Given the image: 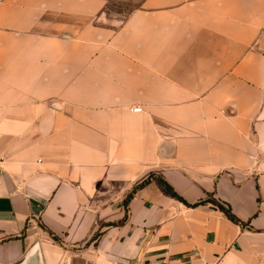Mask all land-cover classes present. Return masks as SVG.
<instances>
[{
	"label": "crops",
	"instance_id": "1",
	"mask_svg": "<svg viewBox=\"0 0 264 264\" xmlns=\"http://www.w3.org/2000/svg\"><path fill=\"white\" fill-rule=\"evenodd\" d=\"M0 264H264V0H0Z\"/></svg>",
	"mask_w": 264,
	"mask_h": 264
},
{
	"label": "trees",
	"instance_id": "2",
	"mask_svg": "<svg viewBox=\"0 0 264 264\" xmlns=\"http://www.w3.org/2000/svg\"><path fill=\"white\" fill-rule=\"evenodd\" d=\"M163 184H164V187L166 188V190L171 193L172 195L184 200L186 203H188L182 196H180L176 191L175 189L168 183L166 182L165 180H163ZM133 195V192H131L127 198L125 199V202H126V205L128 204V201L129 199L132 197ZM206 202H212L213 204H215L218 208H220L222 211H224L226 213V215L236 221V222H241V220L233 213L232 209L230 206H227L225 205L224 203H222L221 201L217 200L216 198L214 197H207L205 199H202L198 202H195V203H188L189 205H198L200 203H206Z\"/></svg>",
	"mask_w": 264,
	"mask_h": 264
},
{
	"label": "built area",
	"instance_id": "3",
	"mask_svg": "<svg viewBox=\"0 0 264 264\" xmlns=\"http://www.w3.org/2000/svg\"><path fill=\"white\" fill-rule=\"evenodd\" d=\"M132 109L135 111H140L142 110V106H135V107H132Z\"/></svg>",
	"mask_w": 264,
	"mask_h": 264
},
{
	"label": "rangeland",
	"instance_id": "4",
	"mask_svg": "<svg viewBox=\"0 0 264 264\" xmlns=\"http://www.w3.org/2000/svg\"><path fill=\"white\" fill-rule=\"evenodd\" d=\"M118 4V5H117ZM123 3H115V7L122 6Z\"/></svg>",
	"mask_w": 264,
	"mask_h": 264
}]
</instances>
